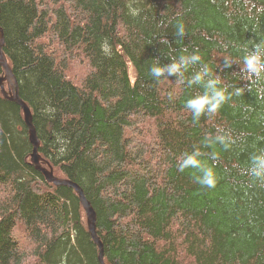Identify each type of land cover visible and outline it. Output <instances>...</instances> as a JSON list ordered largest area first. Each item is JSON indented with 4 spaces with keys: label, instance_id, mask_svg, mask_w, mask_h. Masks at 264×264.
Wrapping results in <instances>:
<instances>
[{
    "label": "trees",
    "instance_id": "1",
    "mask_svg": "<svg viewBox=\"0 0 264 264\" xmlns=\"http://www.w3.org/2000/svg\"><path fill=\"white\" fill-rule=\"evenodd\" d=\"M0 28L38 154L83 191L104 264H264V185L241 173L264 147V79L250 87L240 65L220 67L264 37V14L244 0H0ZM185 48L244 88L197 123L184 101L203 89L149 75L153 59L169 63ZM217 126L237 137L231 149L202 143ZM194 147L210 165L207 154L219 153L213 189L177 170ZM32 149L22 110L0 92V264H99L78 195L47 183Z\"/></svg>",
    "mask_w": 264,
    "mask_h": 264
},
{
    "label": "clouds",
    "instance_id": "2",
    "mask_svg": "<svg viewBox=\"0 0 264 264\" xmlns=\"http://www.w3.org/2000/svg\"><path fill=\"white\" fill-rule=\"evenodd\" d=\"M245 6L250 12L253 10L257 14H264V6H257L252 0H244ZM137 13L133 12V15ZM174 36L182 38L187 35L186 26L181 20H177L173 25ZM161 44L169 45V41L164 37H160ZM223 49H227V44H221ZM104 51L107 52V46ZM242 56L239 61L234 59L230 54L223 57L221 70L231 68L233 64L240 65L241 79L250 82V87L257 84L258 81L264 79V37L257 40H249L240 49ZM169 63L161 64L160 60L153 59L149 68V75L156 81L169 80V77H175V82L181 86L192 88L200 86L203 91L197 93L184 101V107L190 111L193 123L200 121L201 117H213L219 110L230 101L233 96L240 97L244 93V88L234 87L225 84L220 75L213 74L212 69L207 63H204L199 50L188 52L182 49L178 56H169ZM199 65L198 70L194 71L190 77H186L185 73L190 68ZM231 89V90H230ZM259 97L264 98V88L257 89ZM173 98V94L169 93V99ZM258 141L264 142V137H257ZM235 137L230 129L217 126L214 135L206 136L203 144L206 147L221 145L225 151L231 149L236 143ZM205 153L199 147H194L191 152H184L177 160V170L181 173L186 170H195L193 180L200 186L213 189L218 183V176L214 164L219 160V153L212 151L207 154L213 161L210 165L201 157ZM241 173L252 178L253 181L264 185V147L257 148L248 157V165L241 170Z\"/></svg>",
    "mask_w": 264,
    "mask_h": 264
},
{
    "label": "water",
    "instance_id": "3",
    "mask_svg": "<svg viewBox=\"0 0 264 264\" xmlns=\"http://www.w3.org/2000/svg\"><path fill=\"white\" fill-rule=\"evenodd\" d=\"M3 44H4V38H3L2 30L0 28V67L4 70V74H5L4 78L0 80L1 93L4 98L9 99L17 106H19V108L23 112L24 123L28 128V132H29V142L33 148L31 154V164L36 170L40 171L43 174L47 183H50L55 187H59V186L68 187L74 190V192L78 195L81 207L86 216V226L88 233L92 237L93 242L96 244L98 248V257H97L98 263L104 264L103 246L100 239L95 234L96 233L95 213L91 208L90 204L88 203V201L86 200L83 191L77 184L73 183L72 181L56 178L53 175L52 169L47 165V163L43 161V159L38 154L39 140L36 136L35 130L32 125L31 113L27 105L19 98L17 83L11 73L9 66L7 65L6 59L2 52ZM3 80L7 83V91H5L2 88L1 83ZM43 166H45L46 168H44Z\"/></svg>",
    "mask_w": 264,
    "mask_h": 264
},
{
    "label": "bare ground",
    "instance_id": "4",
    "mask_svg": "<svg viewBox=\"0 0 264 264\" xmlns=\"http://www.w3.org/2000/svg\"><path fill=\"white\" fill-rule=\"evenodd\" d=\"M4 55V54H3ZM5 57V56H4ZM6 59V58H5ZM7 62V61H6ZM8 65V64H7ZM10 68V67H9ZM11 70V69H10ZM11 73H12V71H11ZM13 75V74H12ZM4 76H5V74H4V70H3V76L0 78V80L1 79H3L4 78ZM14 77V76H13ZM3 84H6V86H7V83L3 80L2 81V83H1V85H2V88L5 90V88L3 87ZM0 92H1V88H0ZM2 94V93H1ZM85 214V213H84ZM96 234V233H95ZM92 238V237H91Z\"/></svg>",
    "mask_w": 264,
    "mask_h": 264
},
{
    "label": "rangeland",
    "instance_id": "5",
    "mask_svg": "<svg viewBox=\"0 0 264 264\" xmlns=\"http://www.w3.org/2000/svg\"><path fill=\"white\" fill-rule=\"evenodd\" d=\"M129 72H130L131 75L133 74V70H130Z\"/></svg>",
    "mask_w": 264,
    "mask_h": 264
}]
</instances>
